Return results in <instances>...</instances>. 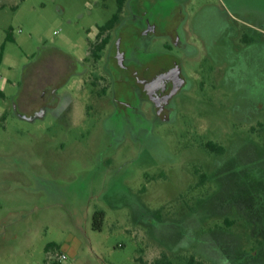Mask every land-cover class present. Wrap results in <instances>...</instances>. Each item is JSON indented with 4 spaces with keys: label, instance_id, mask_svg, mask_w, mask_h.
I'll list each match as a JSON object with an SVG mask.
<instances>
[{
    "label": "rangeland",
    "instance_id": "rangeland-1",
    "mask_svg": "<svg viewBox=\"0 0 264 264\" xmlns=\"http://www.w3.org/2000/svg\"><path fill=\"white\" fill-rule=\"evenodd\" d=\"M118 9L0 0V264H264V0Z\"/></svg>",
    "mask_w": 264,
    "mask_h": 264
},
{
    "label": "trees",
    "instance_id": "trees-1",
    "mask_svg": "<svg viewBox=\"0 0 264 264\" xmlns=\"http://www.w3.org/2000/svg\"><path fill=\"white\" fill-rule=\"evenodd\" d=\"M125 0H119V9L118 11L109 19L105 24L98 27L97 40L95 42H90L89 44V53L91 58L94 61H98L101 58L102 51L106 48L107 44L110 40V32L111 30L119 23L121 14L123 12V4ZM7 40H11V34L8 33ZM5 93L0 89V97H4ZM205 147L210 151L223 154L225 152V148L222 145H219L214 142H208L205 144ZM207 175L205 173L201 174V183H205L207 181ZM106 213L103 210H98L94 213L93 216V229L101 230L103 227V223L105 220ZM51 245H48L47 249L50 248ZM189 264H205L203 260L197 259L194 255H191L188 260ZM149 264H174V262L169 258L168 254L165 252L161 254L160 257L155 259L153 262Z\"/></svg>",
    "mask_w": 264,
    "mask_h": 264
},
{
    "label": "flooded vegetation",
    "instance_id": "flooded-vegetation-1",
    "mask_svg": "<svg viewBox=\"0 0 264 264\" xmlns=\"http://www.w3.org/2000/svg\"><path fill=\"white\" fill-rule=\"evenodd\" d=\"M161 77L164 76H158L157 78L154 79V84L156 86H161L163 84V79ZM47 91H48V96L47 95ZM44 90V92L42 93V97L44 98L43 100L37 101L34 103L35 105L32 104V102H30V109L28 111L27 114L32 113V117H34L35 115L41 114V111L44 109V107L47 105L48 103H54L56 101L55 95H54V89L51 90ZM46 98H48V101L46 100ZM33 100V101H35Z\"/></svg>",
    "mask_w": 264,
    "mask_h": 264
},
{
    "label": "crops",
    "instance_id": "crops-1",
    "mask_svg": "<svg viewBox=\"0 0 264 264\" xmlns=\"http://www.w3.org/2000/svg\"><path fill=\"white\" fill-rule=\"evenodd\" d=\"M1 89V88H0ZM2 91H3V89H1ZM54 95H55V98H56V101H58V99H57V96H56V94L54 93ZM55 101V103H48L45 107H44V109L41 111V114H38V115H35L34 117H33V119L34 118H36V117H38V116H43L45 113H46V110H48V107L50 108L51 106H54V104H56L57 102ZM30 107V103H29V106H27V108L28 109H30L29 108ZM29 110H26L25 112H28Z\"/></svg>",
    "mask_w": 264,
    "mask_h": 264
},
{
    "label": "built area",
    "instance_id": "built-area-1",
    "mask_svg": "<svg viewBox=\"0 0 264 264\" xmlns=\"http://www.w3.org/2000/svg\"><path fill=\"white\" fill-rule=\"evenodd\" d=\"M58 260L60 263H63L65 260H67V255L65 253H60L58 256Z\"/></svg>",
    "mask_w": 264,
    "mask_h": 264
}]
</instances>
